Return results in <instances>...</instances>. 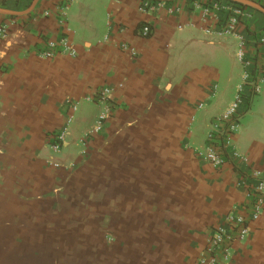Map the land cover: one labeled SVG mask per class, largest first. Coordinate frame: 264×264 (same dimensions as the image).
I'll return each mask as SVG.
<instances>
[{"label": "crops", "instance_id": "crops-1", "mask_svg": "<svg viewBox=\"0 0 264 264\" xmlns=\"http://www.w3.org/2000/svg\"><path fill=\"white\" fill-rule=\"evenodd\" d=\"M194 1L76 0L62 22V0H0V264H201L219 233L218 264H264V83L239 157L212 168L200 156L242 71L236 39L208 35ZM61 37L76 57H42ZM105 88L110 116L88 136Z\"/></svg>", "mask_w": 264, "mask_h": 264}, {"label": "built area", "instance_id": "built-area-1", "mask_svg": "<svg viewBox=\"0 0 264 264\" xmlns=\"http://www.w3.org/2000/svg\"><path fill=\"white\" fill-rule=\"evenodd\" d=\"M76 0H62L58 7V13L62 22H67L66 11L68 7ZM264 3V0H254ZM163 3L153 4L146 1L140 9L143 12H148L155 8L163 7ZM194 6L201 10L202 21L208 24L206 33L226 34L233 36L237 42V48L234 52L235 60L241 68L242 74L240 83L238 84L233 100L228 105L226 110L217 118V132L211 133L209 136V145L204 153L200 156L205 162L211 165L214 169H221L230 158L239 157L236 153L233 136L239 131L240 119L249 105L261 94L262 84L264 83V36L251 37L248 32V22L253 18L250 9L239 3L227 0H197L194 1ZM174 9L170 8L169 12ZM175 11H180L176 8ZM46 16L50 13L46 12ZM219 28V30H216ZM247 30V32H246ZM151 27L145 25L140 30V35L148 37L151 35ZM6 37L5 28H0V38ZM47 50L41 53L44 58H53L57 54H65L71 57H76L77 51L67 37H61L59 40H51L47 44ZM132 55L136 52L134 49L125 46ZM111 90L105 88L100 95H97L92 101L103 106L100 111L96 126L87 134L88 136L98 133L103 130L105 122L108 120L111 113ZM77 109V104L73 105V110ZM68 122H72L69 119ZM67 128L61 131L54 137L51 143V148L55 152H60L65 143ZM55 166L59 167L58 164ZM254 176L259 179L256 191L261 194L264 191V179L260 172H255ZM257 215L260 213L262 201H257ZM241 218L237 219V223H242ZM248 234L247 228L242 229L241 237H246ZM224 234L219 233L218 237H214L209 242L207 249V257L201 259V264H218L216 250L222 242ZM230 239V238H229Z\"/></svg>", "mask_w": 264, "mask_h": 264}, {"label": "water", "instance_id": "water-1", "mask_svg": "<svg viewBox=\"0 0 264 264\" xmlns=\"http://www.w3.org/2000/svg\"><path fill=\"white\" fill-rule=\"evenodd\" d=\"M157 1L167 2V1H173V0H157ZM229 1L239 3V4L244 5V6H248V7L253 8V9H255L259 12H262L264 14V7L252 2L250 0H229Z\"/></svg>", "mask_w": 264, "mask_h": 264}]
</instances>
